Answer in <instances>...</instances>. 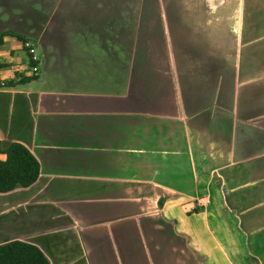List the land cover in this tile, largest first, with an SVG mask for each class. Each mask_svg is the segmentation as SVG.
<instances>
[{
    "label": "crops",
    "instance_id": "crops-1",
    "mask_svg": "<svg viewBox=\"0 0 264 264\" xmlns=\"http://www.w3.org/2000/svg\"><path fill=\"white\" fill-rule=\"evenodd\" d=\"M109 1L0 20V80L34 74L16 36L42 50L34 80L0 87L1 143L41 165L0 192V244L51 264H264V0Z\"/></svg>",
    "mask_w": 264,
    "mask_h": 264
},
{
    "label": "trees",
    "instance_id": "trees-1",
    "mask_svg": "<svg viewBox=\"0 0 264 264\" xmlns=\"http://www.w3.org/2000/svg\"><path fill=\"white\" fill-rule=\"evenodd\" d=\"M9 34L12 32L0 34V46L4 43V36ZM16 38L26 50L33 68H37L38 60H34L33 54L25 47L26 39L21 35ZM35 73L20 79L0 80V87L28 83L36 78ZM0 151L6 154V159L0 160V192L30 187L36 183L41 174V165L29 148L19 142L2 144L0 141ZM0 264H51V261L39 246L23 240H11L0 244Z\"/></svg>",
    "mask_w": 264,
    "mask_h": 264
},
{
    "label": "rangeland",
    "instance_id": "rangeland-1",
    "mask_svg": "<svg viewBox=\"0 0 264 264\" xmlns=\"http://www.w3.org/2000/svg\"><path fill=\"white\" fill-rule=\"evenodd\" d=\"M34 1H38V0H2V4H0V20L3 21L9 20L12 16L21 19H26V18L28 19L34 13L31 7H29L30 3H33ZM94 1H96L97 3L96 7L93 8L96 11V13L101 12V9L103 8V6L99 2L105 1V9L111 10L110 8V6L112 5L111 1L109 0H94ZM86 9L87 8L85 7L79 8V10H86ZM46 14L49 15L48 13ZM35 49H37V55L41 56L42 55L41 48L39 47V49L38 48Z\"/></svg>",
    "mask_w": 264,
    "mask_h": 264
},
{
    "label": "built area",
    "instance_id": "built-area-1",
    "mask_svg": "<svg viewBox=\"0 0 264 264\" xmlns=\"http://www.w3.org/2000/svg\"><path fill=\"white\" fill-rule=\"evenodd\" d=\"M25 47L29 49V52L33 54V59L38 60V57L35 53V48L30 42H26ZM34 72H36V68H34Z\"/></svg>",
    "mask_w": 264,
    "mask_h": 264
}]
</instances>
